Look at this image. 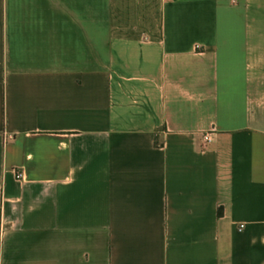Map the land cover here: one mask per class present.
<instances>
[{
    "label": "crops",
    "instance_id": "0c3cea01",
    "mask_svg": "<svg viewBox=\"0 0 264 264\" xmlns=\"http://www.w3.org/2000/svg\"><path fill=\"white\" fill-rule=\"evenodd\" d=\"M0 264H264V0H0Z\"/></svg>",
    "mask_w": 264,
    "mask_h": 264
},
{
    "label": "built area",
    "instance_id": "2783aa9c",
    "mask_svg": "<svg viewBox=\"0 0 264 264\" xmlns=\"http://www.w3.org/2000/svg\"><path fill=\"white\" fill-rule=\"evenodd\" d=\"M205 139H206L208 142L211 141V139H210L208 136H205ZM16 177H17L18 180H23V173L18 172L17 175H16ZM243 227H244V225H241V228H243Z\"/></svg>",
    "mask_w": 264,
    "mask_h": 264
}]
</instances>
